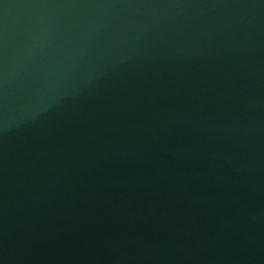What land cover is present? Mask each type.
<instances>
[{
	"label": "water",
	"instance_id": "1",
	"mask_svg": "<svg viewBox=\"0 0 264 264\" xmlns=\"http://www.w3.org/2000/svg\"><path fill=\"white\" fill-rule=\"evenodd\" d=\"M0 264H264V0H0Z\"/></svg>",
	"mask_w": 264,
	"mask_h": 264
}]
</instances>
